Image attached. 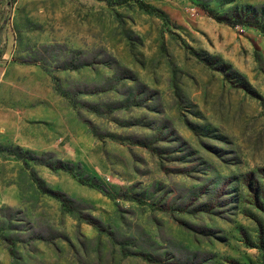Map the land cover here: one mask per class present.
Instances as JSON below:
<instances>
[{
	"label": "rangeland",
	"instance_id": "1",
	"mask_svg": "<svg viewBox=\"0 0 264 264\" xmlns=\"http://www.w3.org/2000/svg\"><path fill=\"white\" fill-rule=\"evenodd\" d=\"M107 1L0 0V264H264V0Z\"/></svg>",
	"mask_w": 264,
	"mask_h": 264
},
{
	"label": "trees",
	"instance_id": "2",
	"mask_svg": "<svg viewBox=\"0 0 264 264\" xmlns=\"http://www.w3.org/2000/svg\"><path fill=\"white\" fill-rule=\"evenodd\" d=\"M99 1H104V2H108L107 0H99ZM129 1H134V2H139L138 4L141 6V7H144L143 4L139 1V0H115L114 2L116 4H123V3H127ZM205 9V8H204ZM206 13L208 14L209 17H211L212 19H214L215 21L217 22H220V23H224L230 27H234V26H237L239 23H235V22H232V21H229L228 19H222L216 15H213L212 12L208 9H205Z\"/></svg>",
	"mask_w": 264,
	"mask_h": 264
}]
</instances>
